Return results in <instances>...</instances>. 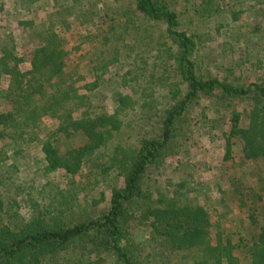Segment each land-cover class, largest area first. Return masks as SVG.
<instances>
[{"label":"trees","instance_id":"trees-1","mask_svg":"<svg viewBox=\"0 0 264 264\" xmlns=\"http://www.w3.org/2000/svg\"><path fill=\"white\" fill-rule=\"evenodd\" d=\"M23 1L20 29L0 35V264H99L102 254L117 264H264V213L258 220L256 211L264 198L226 168L237 138L242 159H259L264 170V82L245 71L240 79L213 74L201 54L209 31L182 28L168 0L105 10L109 0L99 12L88 1L85 34L73 29L82 18L72 24L58 9L45 14L41 0ZM247 1L200 0L194 14L236 20ZM252 29L264 38V25ZM70 38L73 49L99 41L82 74L68 58ZM116 75L112 92H102ZM199 99L207 105L192 116L193 129H183ZM192 132L221 144L217 202L227 197L246 208V232L228 230L192 166H173L172 180L153 176L167 157L188 152ZM25 157L37 162L33 178L60 180L46 182L47 193L39 189L45 204L26 194L23 217L15 198L24 188L13 175L22 162L30 166Z\"/></svg>","mask_w":264,"mask_h":264},{"label":"rangeland","instance_id":"rangeland-1","mask_svg":"<svg viewBox=\"0 0 264 264\" xmlns=\"http://www.w3.org/2000/svg\"><path fill=\"white\" fill-rule=\"evenodd\" d=\"M88 1H94L93 6L95 5L96 9H93L96 11L100 10V7L109 0H103V2L98 0L97 4L95 3L96 0H41L38 7H43L46 11L45 14L49 10L58 9V14H62V17L67 18L72 24L75 22L74 18H82V23H84L81 25L78 24L79 26L74 24L73 29L77 30L79 34H85L90 32L92 26V21L87 18L90 12V10H88V5H86V2ZM123 1L126 0H114V2L110 3L109 7L105 8V10L112 9L115 4H123ZM199 1L200 0H168L171 8L179 14L178 18L182 28L188 27L191 29L195 26L199 30L209 31L210 42L208 46L201 51V54L207 58L206 62H209V68H212L211 72L213 74H224V70H226V72H229L232 77L240 76L238 78L240 79L244 75H242L241 72L245 71V73L247 72L251 76L254 75L264 82V38H261L262 36L259 37V35H257L252 29L255 24L259 26L264 25V3L251 6L246 0L247 4L243 3L242 5L245 7L242 9L243 12H240L236 20L229 21L224 14L218 16V18L214 17L212 19H203L201 16L194 14V10L198 7ZM219 4L222 3L219 2ZM23 5V0H0V9H2L0 10V35L2 34V30L5 31L6 29H11L13 32H17V30L20 29L16 20L22 15V10L19 9ZM62 6L64 7L62 8ZM85 17L86 20H84ZM216 24H218L217 29L215 27ZM83 28L85 29L83 30ZM0 41H2V37H0ZM20 41L28 42L30 40L21 39ZM241 41H245V43H242V45L239 44L238 42ZM71 42L72 38L66 43V47L69 50L68 58H71V60L75 62L73 68L82 74L83 65L89 61L94 50L92 46L97 45L99 41H96L94 44L93 41H88V43H85V45L79 47V49H73L74 44ZM241 55L244 56V59L240 57ZM110 71L113 72L114 70ZM120 72H122V69L118 71L119 74ZM112 77L114 80L113 84L108 88L106 87L102 92L110 94L112 88L117 82H119V75ZM206 105L207 103L204 99H199L198 103L193 104L186 115L183 129H193L192 123L195 122H193L194 118H192V116L200 107ZM211 115L212 111L209 110L207 116ZM181 138L179 139L180 143L182 142ZM72 143L78 145L81 143V140L79 137H73ZM183 146L188 149V152L180 154L178 157L172 156L171 159L173 164L171 165H169L171 159L167 157L163 168L160 167L153 170V176L158 177V175L162 174L160 180H165V177L167 176L171 179L173 166L177 167L176 164H178V168L175 170L176 172L179 170L184 172L188 166H192L194 170L192 178L196 176V180H201V182L204 183V188L202 189L206 190L205 193L207 194L204 195V198H209L207 202L215 207L218 213L222 212V214L225 215V225L228 226V230L233 233L246 232L247 226H249L245 219L246 208L243 206L238 207L237 202H232V200L227 197L222 199L223 202L221 201L223 206H220V203L217 202L220 200V194L215 192L214 184L217 179L221 180L224 178L223 174H225L224 172L219 171L217 169L218 167H216L220 162V154L222 153L221 144L211 141L203 135L198 137L195 132H192V135L189 136V139L186 140V142H184ZM241 147L242 143L239 139L235 138L232 140V155L229 165L226 167L227 174H229L228 176H235L244 184L253 187L254 190H260V194L264 198V170L262 162L259 159L244 161L241 155ZM60 148L61 151H63V145ZM22 160H25L27 164L30 162V166L24 168L23 164L25 162H22ZM21 162L22 167L17 169V172L13 177H16L18 180L17 182L24 188L15 198L18 206L17 212L20 216L24 217V215L28 213V210H30L28 206L31 204V202L28 201L26 194L32 195L34 197L32 200H36L39 204H45L48 197L44 199L45 201H42L41 198L45 196V193L41 194L39 189H44L47 193L50 188H48L45 183L51 181V185H54L58 183L60 179L58 175L52 176L48 179L43 178L40 175L33 178L34 173H32V169L29 168L31 166L36 167L37 162L30 160V157L22 158ZM223 187L225 188V186ZM14 189L15 187H11L7 189L6 192L12 193ZM105 196L106 198L108 197L107 190ZM200 200H202V198H200ZM263 204L264 203L258 202L259 209L257 208L256 210L258 220H261L263 216L262 214L264 213V211L260 210V205L263 206ZM102 205H104V202L99 206ZM139 232L140 231H133V237L137 241H141L143 235V232ZM101 256L103 257V260L99 264H117L113 261L111 256L107 254H102Z\"/></svg>","mask_w":264,"mask_h":264}]
</instances>
